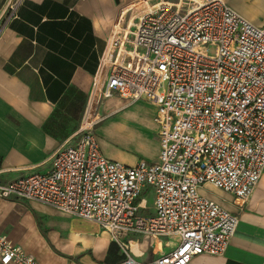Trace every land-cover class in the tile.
Instances as JSON below:
<instances>
[{"label": "built area", "instance_id": "obj_1", "mask_svg": "<svg viewBox=\"0 0 264 264\" xmlns=\"http://www.w3.org/2000/svg\"><path fill=\"white\" fill-rule=\"evenodd\" d=\"M160 1H140L127 25L115 24L76 141L52 153L47 172L0 185V200L37 202L94 222L120 247L121 264L223 255L239 218L200 190L231 194L241 211L264 174V24L223 0ZM112 97L156 106V163L126 166L101 152L96 128L104 118L94 110ZM144 195L153 196L152 212ZM129 236L175 246L141 262L125 243ZM0 264L41 263L0 230Z\"/></svg>", "mask_w": 264, "mask_h": 264}, {"label": "crops", "instance_id": "obj_2", "mask_svg": "<svg viewBox=\"0 0 264 264\" xmlns=\"http://www.w3.org/2000/svg\"><path fill=\"white\" fill-rule=\"evenodd\" d=\"M140 1L21 0L12 11L14 0H0V185L47 172L52 153L76 141L114 26L127 25ZM223 1L252 24H264V0ZM94 113L104 118L96 136L107 158L126 166L158 161L155 105L112 97ZM111 136L133 144L139 158L101 143ZM208 190V198L236 214L239 223L223 255H200L190 264H264V174L241 211L231 194ZM0 230L41 264H121L125 258L94 222L37 202L0 200ZM124 240L141 262L175 246L166 238Z\"/></svg>", "mask_w": 264, "mask_h": 264}, {"label": "rangeland", "instance_id": "obj_3", "mask_svg": "<svg viewBox=\"0 0 264 264\" xmlns=\"http://www.w3.org/2000/svg\"><path fill=\"white\" fill-rule=\"evenodd\" d=\"M16 0H14L15 2ZM208 53L211 55L215 54V48L214 47H209L208 48ZM116 120V118H113V121ZM153 137L155 138L156 135L153 134ZM105 139V140H104ZM103 141L101 142L102 144L105 145H109L111 147H114L116 150H118L119 152H121L124 156H130L131 153H133V155H135V157L138 159L139 157L137 156V153L134 151V146L133 144H131L129 141H125V138H120V137H109V138H104ZM105 142V143H104ZM207 190L208 189H212V187H210V185L206 186ZM207 190H200V193L206 197H210V193ZM144 197H146L144 200V205L145 206H149L152 207L153 206V196H147L144 195Z\"/></svg>", "mask_w": 264, "mask_h": 264}, {"label": "bare ground", "instance_id": "obj_4", "mask_svg": "<svg viewBox=\"0 0 264 264\" xmlns=\"http://www.w3.org/2000/svg\"><path fill=\"white\" fill-rule=\"evenodd\" d=\"M161 3H163V2H161ZM166 3L168 4V2H165L164 4H166ZM149 6H151V5H149Z\"/></svg>", "mask_w": 264, "mask_h": 264}]
</instances>
